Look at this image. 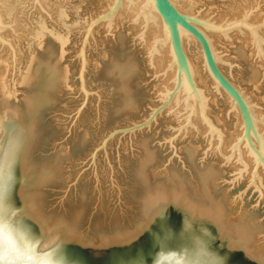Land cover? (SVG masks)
Masks as SVG:
<instances>
[{
  "label": "rangeland",
  "instance_id": "rangeland-1",
  "mask_svg": "<svg viewBox=\"0 0 264 264\" xmlns=\"http://www.w3.org/2000/svg\"><path fill=\"white\" fill-rule=\"evenodd\" d=\"M193 2L194 14L216 22L240 19L249 13L250 21L261 25L259 31L264 39V0ZM107 3L108 0H24L22 28L20 26L19 31L14 30L15 23L4 21L1 17L0 58H9L8 62L13 66L8 82L14 88V94L7 101L0 97V139L3 140L6 128L31 133L30 142L20 151L11 170L8 186L9 204L17 211V219L30 226L43 245L61 247L65 253L76 251L79 258H83L81 254L88 253L85 248L99 247L101 243L117 242L122 237L131 238L137 234L125 247L128 249L118 254L117 261L121 262L135 257L143 246L146 260L152 261L159 246L154 243L150 246L151 239L158 222L169 216V228L177 222L180 229L178 235L189 238L199 234L193 233L195 227L209 228L216 235L214 249L219 250L221 255H239L250 264L263 263L264 172L261 170L263 186L248 189L251 160L245 154L250 169L243 171L242 175L239 173L243 167L236 161L225 165L215 152L216 141L210 149L208 130L202 132L197 120L196 128L183 131L172 146L169 141L177 135V128L185 114L182 106L174 105L165 111L150 129L118 135L109 143L107 152L98 154L96 165H90L91 155L103 139L115 129L146 119L160 103L158 96L168 84V81L163 82V77H157L162 69L155 70L149 65L148 47L138 39L140 26L135 28L137 25L129 21L120 24L121 28L117 30L114 28L112 34L107 32L105 25L96 29L95 40L87 48L89 64L83 88L79 58L82 29L90 16L105 10ZM61 8L67 12L68 29L55 20ZM39 16L45 20L48 31L68 37L63 57L58 41L51 34L40 45L30 41L28 28L34 26ZM244 32H231L230 38L222 34L208 35L223 37L220 45L216 38L209 35L223 60L219 66L255 105L257 114L264 118V67L261 65L264 59L258 55L249 33L250 41L245 40ZM4 33L12 34L10 37L18 41L16 45L21 55L17 53L14 56L18 47L11 43V39L3 37ZM4 49H7L9 57ZM186 52L191 58L187 48ZM58 63L60 70L68 69L65 83L49 70ZM129 63L137 65L138 71L126 83L123 77L127 72H116L115 66L125 65L128 68ZM27 66H31L32 80L30 84L23 85L18 80ZM253 68L263 72L259 78V89L253 86L250 78ZM202 72L206 75L204 69ZM122 81L128 86L120 87ZM211 81L210 78L208 87L212 93L206 92L210 101L213 102L215 97L217 103L209 102V113L225 133L224 151L227 152L240 134V127L229 99L219 94ZM7 108L16 116L5 120ZM217 116L222 117L223 122L217 123ZM200 124L206 128L202 122ZM261 130L264 133V127ZM78 176L81 177L77 185L72 186ZM238 177L232 185V180ZM70 186L71 191L65 196ZM158 188L170 194L184 193L185 199L203 210L218 208L224 234L219 233L216 224L193 222L187 213L171 210L172 206L148 221L143 213L144 200L149 195L147 192L152 193ZM22 193L35 197L36 211L47 229L51 230L50 234L45 235L40 224L28 214ZM242 233L246 234L245 248L232 247L241 242V236H245ZM160 235L166 236L163 233L156 236ZM69 236L77 243L69 242ZM193 245L189 243L192 249L198 250ZM113 250L107 251L111 253ZM115 258L108 255L103 261L113 262ZM84 261L86 264L96 263L87 259Z\"/></svg>",
  "mask_w": 264,
  "mask_h": 264
},
{
  "label": "water",
  "instance_id": "water-1",
  "mask_svg": "<svg viewBox=\"0 0 264 264\" xmlns=\"http://www.w3.org/2000/svg\"><path fill=\"white\" fill-rule=\"evenodd\" d=\"M37 1L39 2V0ZM126 2L127 0H112L111 3L107 4L105 10L101 13L90 16L82 29L83 37L79 48V58L81 60L80 78L84 89L85 72L89 64L87 48L91 45L92 40H95V31L98 27L105 25L107 32L112 34L115 27V19L119 12L123 10ZM130 4L138 10L137 19L141 18L144 14L148 17V14L151 11H154L158 15L162 25V35L150 42L151 46L147 49L149 65L153 69L157 70L151 62V48L154 47V45L158 46L167 44L166 47H168L169 60L164 68H162V71H160L161 75H158L157 77H163L164 80H166L170 73L172 74V77L169 79L167 86L158 96L160 103L151 110L149 116L139 123H134L131 126L118 128L110 132L103 139L102 143L95 148L91 155L90 165H96L98 154L101 151L107 152L109 143L115 139V137L118 135L134 134L137 131L144 129H150L153 123L158 121L159 116H161L165 111L171 109L174 105H177L183 107L185 114L183 120L177 128V135L169 141L172 146L173 141L183 131H187L190 127L196 128L195 120L199 119L208 130V137L211 138L209 143L210 149L213 148V143L216 141L215 152L219 158L224 161L225 165L236 161L243 167V170L239 173V175H242L243 171L248 172L250 169V164L246 157L249 158L252 162V170L251 181L248 189L252 186L257 188H259L258 185L263 186L261 170L264 172V133L262 132L261 127H264V118L257 114L255 105L251 103L250 99L245 95L241 88L234 84L222 71L219 63L223 60L217 53L216 47L214 49L213 41L208 35V33L222 34L225 38H229L228 36L231 32L239 31L243 33L246 31L250 34V37L256 46L258 55L264 59V39L259 31L261 25L253 24L250 21L251 15L249 13H245L243 18L240 19L216 22L199 14L182 11L180 6L173 0H145L143 3H140L139 0H130ZM133 24L138 23L133 21ZM2 29L3 24L0 19V31ZM140 31L141 33L138 35V39L142 43H146V23L140 25ZM185 34L195 39L200 45L203 58L202 64L214 83V89L219 94L224 93L229 99L231 107L235 113H239L240 134L229 146L227 152L224 151L225 133L210 116V99L206 90L203 89L197 82L191 59L185 50ZM174 154H176V152ZM80 177L81 176H78L72 186L77 185ZM238 179L239 177L235 180L233 179L232 185H234V182ZM99 183L100 182L97 181L98 185ZM72 186L69 187L65 196L69 195ZM169 206H167V208ZM171 210H175L176 212H185L178 206L173 207ZM168 217L169 216L162 218L161 221L158 222L157 229H153L155 230V235L151 239L152 244L150 246H154L156 244L157 246H160V242H163L168 249L177 247H180L181 249L186 248V250H182V252L187 253L188 257H192L193 260H196L193 264H250L247 261L245 262L239 255L229 256L227 254L226 256L222 255V257L219 255L217 256L216 253L213 252L215 251L213 247L212 254L210 249H192L193 247L189 246V243L191 242L190 237L180 238L178 232L169 229L170 219ZM176 223L177 222H174L173 224L175 227L178 226ZM165 229L168 232H165ZM159 233H163L166 236L160 235L157 237L156 235ZM136 237L137 234L124 241L111 242V244L107 246L100 245L99 247L85 248L88 250V253L81 254V257L83 258H79V253L77 254L76 251H74L75 253L68 252L66 255L69 264H86L84 259L96 262L94 264H112L113 262V264H151L152 261L146 260L147 258L146 253L144 252V246L139 248L135 257L132 256L129 258L130 260L127 261L122 258L123 261H117L118 257H120L118 254L126 251L128 248L125 249V247H128L131 240ZM75 242L77 243V241ZM142 244H144V242H142ZM112 249H115L113 250L114 252L110 253L107 251H111ZM108 255L116 257L115 260L113 262L103 261L108 257ZM126 256L127 254H125V257Z\"/></svg>",
  "mask_w": 264,
  "mask_h": 264
},
{
  "label": "bare ground",
  "instance_id": "bare-ground-1",
  "mask_svg": "<svg viewBox=\"0 0 264 264\" xmlns=\"http://www.w3.org/2000/svg\"><path fill=\"white\" fill-rule=\"evenodd\" d=\"M111 1L112 0H108V3H111ZM139 1H140V3L145 2V0H139ZM173 1L180 6V9L182 11L188 10L187 12L194 13L193 12V8H194L193 7V5H194L193 0H173ZM23 8H24V0H0V19H1V17H3L4 21H7L9 23H15L14 30L19 31L20 26L22 28V25H20V22H22L21 16L23 15ZM137 13H138V10L130 4V0H127L123 10H121L119 12V14L117 15V17L115 19V23H114L115 27L114 28L117 30L120 27V24L128 23L129 21H134V22L138 23V24H136L137 26H135V28L146 23L147 24V32H146V35H147L146 40L147 41H146L145 46H146V48L147 47L150 48V46H151L150 42L162 35L161 21H160L158 15L154 11H151L148 14V17L144 14L139 19H137ZM67 17L68 16H67L66 10L64 8H61V9H58L57 16H56L55 20L57 21L58 24H60L61 26L63 25V27H66V29H68V27L66 26ZM33 25H32L33 27L28 28L30 41L33 42V44L40 45L42 43V41L44 40V38L47 37L48 34H51L52 36H55L54 40L56 42L58 41L60 48H61V54L60 55H61V57H63L65 46L68 42V37L61 35L60 33L59 34L57 33L58 34L57 35L53 31H50V30L48 31L45 20L43 18H41L40 16H39L38 20L36 22H34ZM25 30H27V29H25ZM213 34H211V35L209 34V35L211 36V38H216L217 42L220 43V45H221L222 42L220 39H223L224 36L221 37V35H213ZM247 34H248L247 32L246 33L244 32V34H243L244 38L246 41H250L251 38L249 39V36H248L249 34L248 35ZM11 35H5V33L2 34L3 37L6 36L7 38L11 39V43L14 44L15 47L17 48L18 47L17 46L18 41L16 42L12 37H10ZM51 35H49V36H51ZM228 37L230 38V36H228ZM246 43H249V42H246ZM166 45L167 44L158 45V46L154 45V47L151 48V53H150L152 56L151 62L154 64V66L156 67L157 70L160 68L162 69L166 65L167 60H169L168 47H166ZM184 45H185V50L187 48L189 50V53H191L190 59H191L192 65H193V69L195 72V77L197 79V82L199 83V85H202L205 88V90H207L208 94L211 95L212 92H211V90H209V87H208L210 76L207 73V71L204 69V67L202 68V66H201V64L203 63V58H202L200 45L198 44V42L195 39H193L192 37H190L187 34L184 35ZM31 46H32V44H31ZM31 46H29V47H31ZM213 47L215 49L214 43H213ZM5 51L7 54L8 53L7 49ZM263 51H264V49H263ZM17 53L19 55H21V51H20L19 47L17 48V51L15 50V52H14L15 57H16ZM6 56L9 57V53ZM5 59L6 60H2V57L0 58V97L2 99H4L5 101H7L6 99H8L10 96H12L14 94L13 93L14 88H11V85L8 82V77H9L11 70L13 69V66L12 65L10 66V64L8 62L9 58H5ZM60 59H61L60 60V62H61L62 58H60ZM31 62H33V61H31ZM18 63H19V60H18ZM58 65H59V63L56 65H53L49 70L52 73V75L58 76L60 78L61 82L65 83L68 79V69L66 68V69L60 70L59 69L60 67ZM261 65L264 67V64H261ZM116 66H115L116 72H122L123 74L125 72H127V74L125 73V75L123 77L124 78L123 80H125L126 83H127V80L130 78V76H132L134 73H136L138 71V66L133 65V64L131 65L130 63H129V65L127 64L128 68L125 65H118L117 67ZM260 68H262V67H260ZM203 69H204V72L206 73V75H203V72H202ZM31 72H32L31 66H27L26 71L20 75V78L18 81H20V83L23 85L24 84H30L29 82L32 80ZM251 72H252V74H251L250 78L252 79L251 81L253 83V86L256 89H259V78H260V74H262L263 72L261 73L260 69H258V68H253ZM262 75H264V74H262ZM171 77H172V74L170 73L167 76L166 81L163 80V82L169 81V79H171ZM123 83L124 82L122 81L120 84V87H127L128 86V85H123ZM212 90H213V88H212ZM222 94L225 96L224 93H222ZM211 103H217L215 97H213V102H211ZM9 111H10L9 108L5 109V112H4L5 113V116H4L5 120L11 119V118L16 116V113H11L12 111L11 112H9ZM257 111H259V110H257ZM234 114H235V117L237 120V122L236 121H234V122H236L237 126H238L240 124L239 113L236 112ZM217 117H215L217 123H221V121L223 122L222 117H220V116H217ZM196 123H198L200 125V127H202L201 128L202 132L206 131V128L204 129L203 126H201V124H200L201 122L199 119H197ZM28 132L22 133L20 131L17 132L14 130H8L6 128L5 132H4L3 140L1 141V139H0V141H1V143H0V196L6 194L8 203L11 201V196L9 193L10 191H8L9 190L8 186L10 183L11 172H12L11 170H12L13 166L15 165V162L18 158L20 151H22L24 149V147L27 145V143L30 142L29 136H31V133H28ZM163 190L161 188L160 189L158 188L157 190H154V192H152V193L147 192L149 195H147V198H145V200H144L145 202L143 205V213L147 217L148 221H151L157 214H160V212H162L167 206L173 205V207L178 206L179 208L184 210L185 213L188 214L189 219L193 220V222H195V221H198V222L208 221V222L214 223V224H216L219 233H221V235L224 234L223 230L221 228L222 226H220V219H221L222 215H221V211H219L218 208L203 210V209L195 206V204L194 205L191 204L187 200V198L185 199L183 197L184 195H182L184 193L179 194V192L178 193L175 192L174 194H172V192H171V194H170V193H166L165 190L164 191ZM7 191H8V193H7ZM22 195H23V193H22ZM28 195L29 194H27L26 196H25V194L23 195L25 203H26V207L28 209V214L31 215V217L33 219H35L40 224L45 235L50 234L51 230L49 231L47 229V225H45L46 223H44V221L42 220V217L39 216V212L36 211V209L38 207H37V205H35L37 208L34 206V198L35 197L32 198V197H29ZM154 211H156V212H154ZM183 226L184 227H190V225L189 226L183 225ZM169 229L174 230L176 232H180L179 231L180 229L178 228V226H176V227L173 226V227H170ZM194 231L195 232H193V233H199V234L198 235L193 234L192 236H190L191 237V243L194 244L193 246H195L197 249H200V248H203L204 250L210 249L211 254L213 252H215L217 256L219 255L222 257V255L218 252L219 250L214 249L215 251H213V248L215 247L214 246L215 244L213 242H214L216 235H214L213 232L209 228L195 227ZM165 232H168V231L165 229ZM242 234H244V233H242ZM68 235H70V234H68ZM244 235L245 236H241V238H242L241 242L239 244L238 243L233 244L232 247H234V248H245V247H243L244 246L243 242H245L246 234H244ZM179 237L183 238V236H180V235H179ZM127 239H130V237H127V236L122 237V238H120V240H117V241H124ZM68 240H69V242H75L76 241L75 238H73L72 236H69ZM110 244H111V241H108L107 244L101 243L102 246H107ZM211 245L213 248L211 247ZM173 249L182 252L180 247L173 248ZM187 257H188V254H187ZM188 258L192 262L196 261V260H193L192 257H188ZM262 264H264V262Z\"/></svg>",
  "mask_w": 264,
  "mask_h": 264
},
{
  "label": "clouds",
  "instance_id": "clouds-1",
  "mask_svg": "<svg viewBox=\"0 0 264 264\" xmlns=\"http://www.w3.org/2000/svg\"><path fill=\"white\" fill-rule=\"evenodd\" d=\"M7 163V162H6ZM0 264H69L60 247L43 245L30 226L17 219V211L0 196ZM152 264H193L187 254L160 242Z\"/></svg>",
  "mask_w": 264,
  "mask_h": 264
},
{
  "label": "flooded vegetation",
  "instance_id": "flooded-vegetation-1",
  "mask_svg": "<svg viewBox=\"0 0 264 264\" xmlns=\"http://www.w3.org/2000/svg\"><path fill=\"white\" fill-rule=\"evenodd\" d=\"M201 86V85H200ZM239 126V125H238Z\"/></svg>",
  "mask_w": 264,
  "mask_h": 264
}]
</instances>
